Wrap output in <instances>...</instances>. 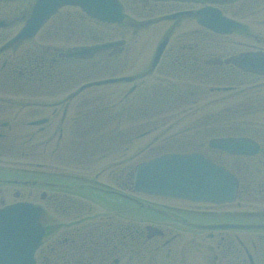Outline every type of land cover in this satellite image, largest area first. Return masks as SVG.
<instances>
[{"label": "flooded vegetation", "instance_id": "1", "mask_svg": "<svg viewBox=\"0 0 264 264\" xmlns=\"http://www.w3.org/2000/svg\"><path fill=\"white\" fill-rule=\"evenodd\" d=\"M120 1L125 18L109 40L96 35L95 25H117L71 12L51 18L33 38L16 41L33 0H0V207L36 201L43 208L46 234L37 264H264V235L249 228H214L249 226L264 218V171H248L244 177L241 157L213 148L209 143L217 138L193 135L190 127L183 139L164 131L158 141L154 138L133 150L140 139L161 127L167 130L165 119H179L175 114H152L164 124L147 130L154 119L144 124L150 115L144 111H151L144 106L170 110L176 103L191 105L195 94L188 74L212 70L204 66L211 59L234 56L222 53L229 50V42L238 47L236 56L264 54V0ZM208 8L219 10L238 28L221 34L202 26L198 12ZM181 13L187 15L162 19ZM81 37L86 42L80 43ZM154 39L156 45L168 41L158 67L146 73L152 54L144 69L126 72L129 55L136 53L131 42ZM103 41L121 43L89 59L74 55L81 47ZM97 57L107 67L96 68ZM110 67L120 69L114 77H132L133 82L87 86L100 68ZM201 82L195 92L205 90L207 82ZM215 84L230 88L218 94L244 91L232 82ZM239 122L229 114L220 129L235 128ZM161 146H197L196 151L236 175L237 200L214 206L134 192L131 174L144 161L139 157ZM260 166L264 169V163Z\"/></svg>", "mask_w": 264, "mask_h": 264}, {"label": "water", "instance_id": "2", "mask_svg": "<svg viewBox=\"0 0 264 264\" xmlns=\"http://www.w3.org/2000/svg\"><path fill=\"white\" fill-rule=\"evenodd\" d=\"M64 5L80 6L103 21L121 20L118 0H38L21 38L34 34ZM263 60L246 59L244 64L264 69ZM117 81L120 80L108 82ZM134 186L150 195L216 204L232 201L236 193V181L230 174L196 154L165 155L140 165L135 172ZM40 216V209L31 204H16L0 210V264H34V252L44 235Z\"/></svg>", "mask_w": 264, "mask_h": 264}, {"label": "rangeland", "instance_id": "3", "mask_svg": "<svg viewBox=\"0 0 264 264\" xmlns=\"http://www.w3.org/2000/svg\"><path fill=\"white\" fill-rule=\"evenodd\" d=\"M257 30H259L258 28H257ZM241 42H244V43H250V41H244V40H241V39H239ZM251 43L252 44H255V42H253V41H251ZM155 44H156V39H154V40H149V41H147V42H143V43H141V46L143 47L144 45H146V47H147V51H146V56H148V55H151V52H152V49H153V47L155 46ZM137 49H139V50H141V47H140V45H138L137 46ZM238 49V47L236 48V47H233L232 46V43H230L229 42V50H226V51H222V53H225V54H232V55H236V50ZM229 56H231V55H225L224 56V58H226V57H229ZM130 70V69H129ZM136 71V67L134 68V69H131L130 70V72H135ZM209 72H211V73H209V75H210V77H212V74H213V76H218L216 73H214L212 70H210ZM107 75L108 76H112V74L110 73V72H107ZM103 77V76H102ZM102 77H98V78H102ZM102 92L103 91H105V90H101ZM207 100V99H206ZM206 100H204V102L206 101ZM208 102H209V99L207 100ZM227 104H223L221 107H224V106H226ZM209 106H211L212 107V110L210 111L211 113H216L215 111H217V109H219V107L218 106H215V105H210L209 104ZM216 107H218V108H216ZM216 108V109H215ZM209 110L210 109H208V112H206V114L207 113H210L209 112ZM167 113H171V112H166L165 114H167ZM200 113H204V111H200ZM203 115H205V114H203ZM205 122V121H204ZM202 124H203V122H202ZM183 124H181V126H182ZM191 127H192V125H191ZM179 128V127H178ZM178 128L177 129H172V130H170L169 131V134H168V137H170L171 135H173L175 132H177L178 131ZM164 128H162V130H163ZM192 129H194V128H192ZM162 130H158L159 132H157L156 133V135L159 137L160 135H161V133H162ZM148 140V139H147ZM256 205H258V204H256Z\"/></svg>", "mask_w": 264, "mask_h": 264}]
</instances>
